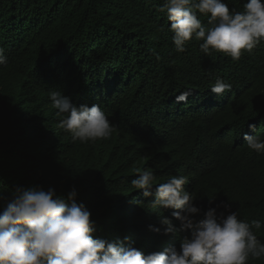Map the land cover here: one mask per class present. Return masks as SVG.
<instances>
[{
  "label": "trees",
  "instance_id": "16d2710c",
  "mask_svg": "<svg viewBox=\"0 0 264 264\" xmlns=\"http://www.w3.org/2000/svg\"><path fill=\"white\" fill-rule=\"evenodd\" d=\"M223 2L240 12L247 0ZM163 4L0 0L8 59L0 65V211L18 187L51 188L65 198L75 189L76 203L91 213L93 238L145 255L179 250L190 230L165 234L162 218L180 229L178 210L154 208V197L134 189L140 168L154 172L156 184L187 177L185 190L201 209L194 221L209 208L218 217L236 211L261 222L253 232L264 242V153L244 140L257 133L264 140V41L237 61L214 50L205 55L195 37L178 53ZM198 18L210 27L207 15ZM217 78L232 89L213 93ZM186 89L187 101L177 102ZM50 91L76 107L99 105L115 126L111 137L73 142L58 127Z\"/></svg>",
  "mask_w": 264,
  "mask_h": 264
},
{
  "label": "clouds",
  "instance_id": "9594fccd",
  "mask_svg": "<svg viewBox=\"0 0 264 264\" xmlns=\"http://www.w3.org/2000/svg\"><path fill=\"white\" fill-rule=\"evenodd\" d=\"M243 9L230 11L223 0H164L159 11L165 12L171 22L168 30L173 33L178 53L186 51L187 43L195 37L203 41L199 48L205 55L210 56L214 50L237 61L264 41V0H247ZM198 13L208 16L210 27L201 23ZM7 63L0 47V65ZM231 89L232 85L221 78L210 86L217 95ZM191 92L186 89L176 101L186 102ZM49 98L58 110L56 115L62 117L58 127L70 133L73 142L94 143L111 137L115 126L99 105L76 107L59 91H50ZM244 140L249 149L264 153V140L258 133L245 134ZM135 172L137 178L131 185L143 190L144 197H154V208L178 210L173 216L180 222V229L162 218L165 234L190 230L179 250L173 247L145 255L120 241L95 239L91 213L84 204L76 203L75 189L65 198L51 188L18 187L0 211V264H247L249 258L264 257V242L253 232V228H261L259 220L250 224L239 219L236 211L218 217L216 208H209L202 219L194 221L201 209L194 205L196 195L185 190L187 177L172 176L156 184L154 172L140 168ZM224 207L230 209L229 204Z\"/></svg>",
  "mask_w": 264,
  "mask_h": 264
}]
</instances>
